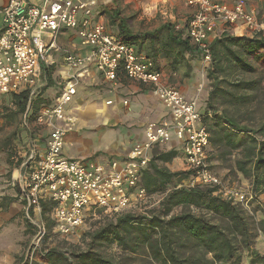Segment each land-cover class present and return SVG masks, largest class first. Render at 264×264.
<instances>
[{
    "label": "built area",
    "instance_id": "2783aa9c",
    "mask_svg": "<svg viewBox=\"0 0 264 264\" xmlns=\"http://www.w3.org/2000/svg\"><path fill=\"white\" fill-rule=\"evenodd\" d=\"M97 2L47 0L45 8L28 5L23 0H9L1 12L0 93L28 90L35 97L39 59L54 48L58 32L70 29L76 32L80 44L90 50L85 56L67 53L63 65L68 70L93 64L110 87L116 86L119 72L129 81L150 86L152 95L168 109L171 123L148 125L144 141L133 146L126 159L112 160L106 168L93 162L68 160L61 154L67 134L61 123L72 124L76 119L68 116L64 107L71 101L86 71L68 76L57 103L42 107L34 121L45 133L44 151L41 154L30 145L20 166V170H25L20 196L31 213L30 224L36 226L37 242L45 233L40 220L42 202L52 204L49 215L52 231L62 237L75 235L90 216H117L145 204L151 196L140 187L142 170L148 165L153 149L165 147L172 135L180 142L183 161L192 172L183 183L186 188H214L221 199L240 204L249 211L253 198L248 190L228 186L210 168L209 133L202 123L196 100H187L176 88L164 85L156 62L138 52L135 46L108 34L104 22H93L91 16ZM185 4L193 9L187 20L186 35L201 54L205 66L210 63L209 39L219 34L232 31L264 37V16L247 0H185ZM43 34L50 37L48 45L42 41ZM33 241L34 238L30 246ZM30 246L25 259L31 264Z\"/></svg>",
    "mask_w": 264,
    "mask_h": 264
},
{
    "label": "trees",
    "instance_id": "16d2710c",
    "mask_svg": "<svg viewBox=\"0 0 264 264\" xmlns=\"http://www.w3.org/2000/svg\"><path fill=\"white\" fill-rule=\"evenodd\" d=\"M100 15L117 40L136 46L138 52L147 42L151 56H146L154 62L158 54L178 66L183 60L202 59L186 35L187 22L181 30L164 24L153 32L133 34L112 3ZM208 51L205 77L210 86L199 110L209 133L208 149L228 163L232 176L249 182L257 207L248 211L208 186L186 188L183 183L192 172L181 151L156 146L140 178L146 195L157 196L154 206L142 214L112 216L90 236L87 251L71 258L57 249L42 251L31 264H264V255L255 249L264 235V37L224 32L209 42ZM7 95L13 110L3 108L1 119L27 128L44 101L28 90ZM23 161L18 158L14 168ZM40 207V219L47 218L46 227L52 229V204L42 202ZM99 243L115 246L120 256L106 258L92 249ZM17 264L30 263L24 255Z\"/></svg>",
    "mask_w": 264,
    "mask_h": 264
},
{
    "label": "crops",
    "instance_id": "0c3cea01",
    "mask_svg": "<svg viewBox=\"0 0 264 264\" xmlns=\"http://www.w3.org/2000/svg\"><path fill=\"white\" fill-rule=\"evenodd\" d=\"M23 1L31 6L47 7V0ZM156 1L150 0L153 3ZM162 1L177 7L175 15L169 16L173 24L184 22L183 18L186 19V16L193 12L192 8L186 6L185 0ZM8 2L9 0H0V32L1 12ZM111 3L112 0H98L93 7L91 20L105 23V18L100 15V11ZM163 25L150 32L161 29ZM216 33H219V29ZM239 34L245 35L242 32ZM49 40L48 34L42 35V41L45 44L48 45ZM141 48V53L144 55L149 52L147 42ZM89 50L88 47L80 44L74 30L62 29L56 35L54 48H50L39 59L35 90L36 96L42 99L50 98V104L42 107L54 106L68 76L86 71L76 86L71 101L64 107L65 113L76 121L72 124L61 123V126L67 129L61 154L68 160L93 162L106 168L112 160L121 162L126 159L132 147L144 141L145 129L148 125L162 122L170 124L171 120L168 109L152 95L150 86L129 81L122 72H119L116 86L110 87L93 64H87L78 70H68L63 65V57L67 53L85 56ZM187 58L186 56L185 59ZM156 60L159 61L160 66L157 65L162 73V83L176 88L187 100H196L200 110L201 102L204 101L209 90L201 74L202 62L183 60L182 66L179 67L161 59L159 54ZM89 99L93 100L90 104H83ZM107 102L111 103L107 105ZM123 102H127V105H123ZM5 107L13 110L9 96L0 93V133H5L4 136L0 134V264H17L26 253L24 248L28 241L32 242L33 237L30 236L29 230L33 228V225L28 220L29 213L19 191L25 170H20V167L14 168L13 163L18 158H25L30 145H34L35 150L42 154L46 136L43 130L36 135L29 127L24 129L20 125L6 126L5 120L1 119ZM84 109H87L88 113ZM84 123H89L88 129L91 134L87 136L88 138L81 136L84 133ZM20 130L23 132L20 141L16 140L9 146H4L3 139L9 138L14 131ZM87 140L92 142L90 147L86 145ZM163 148L180 151L181 144L172 135L170 142ZM9 149L14 150V156L8 155ZM237 179L243 180L240 175ZM255 249L264 255V236L257 239Z\"/></svg>",
    "mask_w": 264,
    "mask_h": 264
},
{
    "label": "rangeland",
    "instance_id": "374dc122",
    "mask_svg": "<svg viewBox=\"0 0 264 264\" xmlns=\"http://www.w3.org/2000/svg\"><path fill=\"white\" fill-rule=\"evenodd\" d=\"M251 5H253L258 14L263 17L264 16V2L260 0H247ZM157 3V4H156ZM156 3L150 2V0H112V5L118 7L120 11V15L122 18H124L127 22V27L133 34H143L146 32H150L154 29H156L158 26L162 24H173L172 19L169 18V16L175 15V9L177 7L170 6L169 3L164 2L162 0H157ZM156 4V5H155ZM187 18H183L185 21L180 23L174 22L175 30H181L183 25L187 22L190 15L186 16ZM143 45V44H142ZM141 45V47H142ZM136 47V46H135ZM137 48V47H136ZM145 51V49L143 48ZM148 50V49H147ZM146 53V51H145ZM148 55L151 56V54L148 52ZM155 62L159 65V61L154 59ZM190 61H198L202 62V60L194 59ZM182 64V62H181ZM179 65L181 67L182 65ZM160 66V65H159ZM206 69L207 66H205L202 63L201 66V74H203L204 82L206 83V88L209 89L210 83L206 79ZM200 74V75H201ZM44 102L41 104L43 105H49L50 104V98L45 97V99H42ZM92 99L86 100L83 104H90ZM65 111V108H64ZM85 112H87V109H84ZM88 113V112H87ZM86 115V114H85ZM84 115V116H85ZM87 116V115H86ZM83 117V116H81ZM88 121V120H87ZM89 123H84V133H82L81 136H84L85 138H88L91 134L89 131L88 125ZM12 126H19V124H11ZM10 126V125H6ZM31 130L32 133L39 135L40 128H38L34 122H30V125H27ZM27 127V128H28ZM26 129V128H24ZM23 129V132L25 130ZM22 130L20 131H14L9 138L3 139L4 146H9L11 142L14 141H20L21 134L23 133ZM1 136H4L5 133H0ZM83 137V138H84ZM19 143V142H18ZM17 145V144H16ZM86 145L90 147L92 145L91 141H86ZM8 155L14 156V150L9 149L7 152ZM214 152H210L208 149V155H209V165L212 171L219 176L222 181H224L228 186L235 187L238 189H241L242 191L250 190V185L247 180L240 181L237 179V177L232 176L228 169V163L221 162L218 158H216V155H214ZM73 156V154L71 155ZM16 163V162H15ZM14 163V164H15ZM264 202V196L262 197ZM157 196L153 197L152 199L146 200L145 204H142L141 206H135L134 209H132L130 212H134L137 214L145 213L149 208L154 206L157 203ZM262 202L263 206L264 203ZM256 203H253L252 206H250V210L255 209ZM47 219V218H46ZM41 220V222L44 225V235L40 238V240L37 242V229L36 226L29 230L30 236L34 238L33 244L30 246L31 242L28 241L27 245L25 246V251L29 249H33V257L31 262H34L35 254L42 251H48L51 249H57L61 252H64L66 256L70 257V254L72 253H80L87 251L91 244V238L90 236L100 228H102L104 225L108 223L112 218L110 216L105 215H97L95 218L92 216L88 217L86 221L84 222L83 226L77 231V233L71 237H62L57 234H55L52 229H48L46 227V224H49L47 220ZM35 220H38V216L36 215ZM47 222V223H46ZM39 226V223H36ZM48 226V225H47ZM264 236V235H262ZM261 237V235H260ZM101 245L96 246L94 244V247L92 249L98 251L101 255L105 256L106 258H114L117 259L120 256V253L118 249L115 246L107 245L106 243H99ZM31 251V250H30ZM261 254V253H260ZM262 255V254H261ZM73 261V258L71 259Z\"/></svg>",
    "mask_w": 264,
    "mask_h": 264
}]
</instances>
